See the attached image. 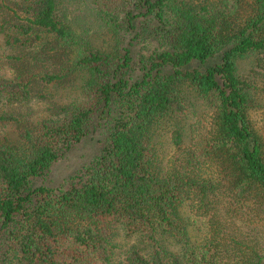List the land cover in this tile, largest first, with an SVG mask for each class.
Masks as SVG:
<instances>
[{
    "label": "trees",
    "instance_id": "obj_1",
    "mask_svg": "<svg viewBox=\"0 0 264 264\" xmlns=\"http://www.w3.org/2000/svg\"><path fill=\"white\" fill-rule=\"evenodd\" d=\"M251 1L238 22L241 0H92L111 32L128 38L110 55L89 42L74 53L78 39L56 0L27 5L15 44L25 47L32 31L54 38L34 53L45 68L49 58L60 68L40 80L81 79L83 101L51 103L36 124L17 111L0 116L21 138L0 142V264H264V126L252 112L261 105L236 72V60L251 54L262 55L264 67V0ZM34 80L7 81L0 94L22 106L34 98ZM180 81L214 114L199 142L183 147L174 133L182 156L161 177L153 129L186 114ZM99 131L106 137L82 185H32ZM187 203L208 219L210 240H192L180 211ZM119 229L139 240L117 261Z\"/></svg>",
    "mask_w": 264,
    "mask_h": 264
},
{
    "label": "rangeland",
    "instance_id": "obj_2",
    "mask_svg": "<svg viewBox=\"0 0 264 264\" xmlns=\"http://www.w3.org/2000/svg\"><path fill=\"white\" fill-rule=\"evenodd\" d=\"M31 1L33 0H0V24L4 27L0 29V85L20 76L30 75L35 79L31 85L34 89V98L22 106L9 103L4 95L0 94V116L17 111L24 115L26 120L36 124L49 117L47 110L51 103L66 105L82 102L83 80L80 79L74 85L48 84L40 80L45 72L55 73L60 68L59 60L54 61L51 58L48 59L47 68H45V61L42 62L44 59L34 53L42 46L48 48L46 49L48 51L56 45L54 38L50 35H44V38L39 39L35 37L38 33L32 31V41L25 47L15 44L16 38H22L21 27L27 23L24 11ZM211 1L218 3L220 0ZM56 2L60 16L66 20L78 39L79 44L72 46L74 53L86 42L109 55L115 53L117 44L120 47L126 46L124 45L128 42L126 35L116 37L111 32L95 10L92 0H56ZM251 4V0H241L238 22L244 21L251 13ZM141 48L144 47L141 46ZM22 57L26 59L19 60ZM261 58L262 55L251 54L236 60L237 75L241 80L252 85L251 90L255 92L254 98L261 105L252 111L259 127L264 126V67L260 65ZM177 85L187 106L186 114L178 119L162 121L153 129V139L158 154L155 170L161 177L167 175L173 162L182 156V151L178 152L175 147L174 133L182 134L183 147L191 145L193 140L199 142L206 136L214 114V109L199 96L189 81H180ZM122 108L119 104L114 107L115 118L119 116ZM105 137L106 131H99L90 139L75 145L54 164L48 174L35 178L32 185L47 188H71L82 185L89 176L88 168L97 156ZM1 141L21 145L19 129L11 124L0 123ZM180 211L189 224L192 240L199 243L210 240L208 219L191 212L188 203L183 205ZM138 240L137 235L129 237L124 230L119 229L115 242L116 260H122L125 253L136 245Z\"/></svg>",
    "mask_w": 264,
    "mask_h": 264
}]
</instances>
